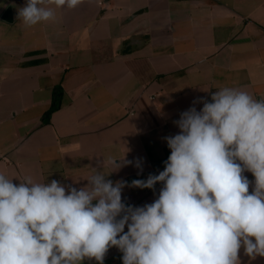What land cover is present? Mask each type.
Masks as SVG:
<instances>
[{"label": "crops", "instance_id": "1", "mask_svg": "<svg viewBox=\"0 0 264 264\" xmlns=\"http://www.w3.org/2000/svg\"><path fill=\"white\" fill-rule=\"evenodd\" d=\"M26 3L0 0V171L10 178L79 189L127 152L142 171L107 179L130 185L164 170V137L179 132L181 112L202 109L194 101L225 86L264 99V0H83L28 28L17 19ZM56 87L61 106L45 119ZM161 187L126 186L122 200L150 204ZM240 259L264 264L243 249ZM104 264H122V253L110 248Z\"/></svg>", "mask_w": 264, "mask_h": 264}, {"label": "clouds", "instance_id": "2", "mask_svg": "<svg viewBox=\"0 0 264 264\" xmlns=\"http://www.w3.org/2000/svg\"><path fill=\"white\" fill-rule=\"evenodd\" d=\"M82 2L27 0L17 19L32 27ZM197 102L202 109L181 112L174 121L179 132L164 137V170L146 180L107 179L128 165L142 171V159L128 160L127 152L100 165L107 175L93 168L79 189L0 171V264H104L112 247L122 264H242L241 249L250 261L264 257V99L225 86L211 92L210 102ZM158 183L150 204L122 200L126 186Z\"/></svg>", "mask_w": 264, "mask_h": 264}, {"label": "trees", "instance_id": "3", "mask_svg": "<svg viewBox=\"0 0 264 264\" xmlns=\"http://www.w3.org/2000/svg\"><path fill=\"white\" fill-rule=\"evenodd\" d=\"M62 95H63V90L61 87H56L54 91V98H53V103L50 108V110L46 113L45 119H48L53 112L58 110L61 106L62 102Z\"/></svg>", "mask_w": 264, "mask_h": 264}]
</instances>
